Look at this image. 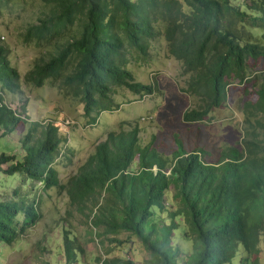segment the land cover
<instances>
[{
	"label": "trees",
	"instance_id": "1",
	"mask_svg": "<svg viewBox=\"0 0 264 264\" xmlns=\"http://www.w3.org/2000/svg\"><path fill=\"white\" fill-rule=\"evenodd\" d=\"M38 1L46 11L27 27L26 41L69 38L36 62L25 81L36 87L60 82L83 105L89 124L118 109L112 100L117 89L139 98L155 92L154 85L135 81L128 64L133 53L144 60L150 42L160 37L169 56L191 75L185 92L202 102L183 114L185 122H201L220 109L235 81L250 83L256 95L255 101L242 103L238 147L223 149L217 163L206 162L202 150L184 151L178 140L172 158L164 157L141 145L134 125L96 144L66 184L54 169L66 137L53 121H29L25 104L17 115L0 96V138L20 124L26 129L18 156L0 154V174L38 183L44 192H64L88 225L83 243L63 231L64 264H77L84 245L95 239L101 245L124 244L116 237L120 233L139 240L152 258L145 264H231L235 257L240 264H258L264 236V72L250 74L249 63L264 60V0ZM0 93L22 96L20 75L2 46ZM159 213L167 214L168 224ZM40 219L38 200L17 191L10 199L0 198V244L13 245ZM175 232L192 244L185 260L174 246ZM109 254L95 263L136 264Z\"/></svg>",
	"mask_w": 264,
	"mask_h": 264
},
{
	"label": "rangeland",
	"instance_id": "2",
	"mask_svg": "<svg viewBox=\"0 0 264 264\" xmlns=\"http://www.w3.org/2000/svg\"><path fill=\"white\" fill-rule=\"evenodd\" d=\"M45 11L38 0H13L6 5L0 4V46L6 49L11 66L18 71L22 89V96L6 97V93L2 96L9 107L20 113L25 104L29 121H53L66 137L67 142L61 146L60 157L54 163L61 184H66L77 174L93 153L95 145L104 141L110 132L128 131L134 125L140 129L141 145H151L167 158H172L177 150L175 140L180 141L188 153L202 150L203 159L210 163L218 162L223 149L238 147L242 137V103L256 100L255 88L250 83L235 81L228 87L227 101L220 109L212 110L201 122H185L183 114L198 109L202 102L185 92L191 75L184 73L182 64L169 56L162 37L150 42L144 60L133 53L128 64L135 81L154 85L155 92L139 98L126 89H117L112 100L118 109L102 112L94 124H89V119L83 115V105L68 95L60 87V82L48 80L41 87L26 83V74L34 64L54 53L56 43L62 44L69 38L67 34L50 42L26 41L27 27L36 24ZM249 66L250 74L264 72V60L250 62ZM25 130L20 124L14 133L0 138V154L18 156L19 140ZM65 154L71 162L66 160ZM13 191L28 200H38L41 219L13 245L0 244V264H64L63 231H68L82 243L89 238L85 218L70 207L64 192L57 189L44 192L38 183H24L18 177L0 174V198H12ZM167 203L171 205L170 196ZM157 217L168 224L166 213H159ZM178 234L175 232L174 246L180 251V260H185L192 244ZM116 237L125 243L119 246L104 242L101 245L100 239H95L85 244V252L77 264H96L95 258H103L105 251H110V258L122 257L136 264H145L152 259L134 236L120 233ZM257 262L264 264V236L259 244ZM231 264H240L239 258L235 257Z\"/></svg>",
	"mask_w": 264,
	"mask_h": 264
},
{
	"label": "clouds",
	"instance_id": "3",
	"mask_svg": "<svg viewBox=\"0 0 264 264\" xmlns=\"http://www.w3.org/2000/svg\"><path fill=\"white\" fill-rule=\"evenodd\" d=\"M3 94H1L0 93V96L2 97V103L5 105V106H7L9 109H11L5 102H4V98H3V96H2ZM12 110V109H11ZM13 111V110H12ZM13 112H15L17 115L20 113V111H13Z\"/></svg>",
	"mask_w": 264,
	"mask_h": 264
},
{
	"label": "built area",
	"instance_id": "4",
	"mask_svg": "<svg viewBox=\"0 0 264 264\" xmlns=\"http://www.w3.org/2000/svg\"><path fill=\"white\" fill-rule=\"evenodd\" d=\"M13 111H17V110H15L14 108H12V107H10Z\"/></svg>",
	"mask_w": 264,
	"mask_h": 264
},
{
	"label": "crops",
	"instance_id": "5",
	"mask_svg": "<svg viewBox=\"0 0 264 264\" xmlns=\"http://www.w3.org/2000/svg\"><path fill=\"white\" fill-rule=\"evenodd\" d=\"M6 97H12V96L6 94Z\"/></svg>",
	"mask_w": 264,
	"mask_h": 264
}]
</instances>
